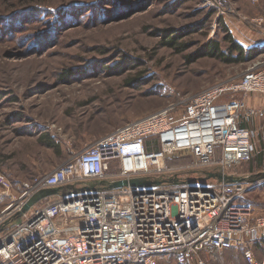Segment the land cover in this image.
Masks as SVG:
<instances>
[{"label":"rangeland","instance_id":"1","mask_svg":"<svg viewBox=\"0 0 264 264\" xmlns=\"http://www.w3.org/2000/svg\"><path fill=\"white\" fill-rule=\"evenodd\" d=\"M210 1L0 0V174L11 192L19 194L22 182L51 172L127 122L240 79L264 52L241 63L203 52L214 43L227 51L224 25L246 47L264 45V31L253 21L264 17V0H226V14ZM172 34L175 44L167 45ZM49 139L55 147L44 143ZM193 161L178 154L167 164L178 168L172 174L198 184L220 179L211 167H186ZM233 170L262 172L244 201L263 215L264 149ZM114 172L99 186L114 182ZM10 202L0 195V216ZM23 219H11L0 235ZM169 259L161 261L176 264ZM208 260L245 264L233 251Z\"/></svg>","mask_w":264,"mask_h":264},{"label":"built area","instance_id":"2","mask_svg":"<svg viewBox=\"0 0 264 264\" xmlns=\"http://www.w3.org/2000/svg\"><path fill=\"white\" fill-rule=\"evenodd\" d=\"M212 1L227 13L226 0ZM253 21L264 31V17ZM252 95L264 96V54L240 79L127 122L51 172L22 182L19 194L0 174V195L11 198L0 224L24 217L0 235V264H165L164 257L210 264L208 257L217 260L230 249L242 250L246 264H264L256 254L264 243V214L255 215L244 201L250 183L228 179L258 152V131L244 124L264 119V106L250 105ZM178 154L193 157L186 167H211L222 177L210 185L179 177L180 183L154 187L99 186L113 167L114 182L174 175L178 168L167 159ZM52 187H64L63 195L23 211L35 192Z\"/></svg>","mask_w":264,"mask_h":264},{"label":"water","instance_id":"3","mask_svg":"<svg viewBox=\"0 0 264 264\" xmlns=\"http://www.w3.org/2000/svg\"><path fill=\"white\" fill-rule=\"evenodd\" d=\"M216 173L218 174L219 178L222 177V175L219 172H216ZM228 179L231 181L242 180L241 177H236V176H228ZM179 180L180 179L177 175H167V174L156 175V176H138V177H133L130 179L118 180L113 183H107V187L109 188H118V187H123V186L154 187V186H159V185H164V184L180 183ZM63 190H65L64 187H52V188H44V189H41L35 192L25 204L23 211L30 209V207L34 206L38 202L48 197H51L54 195H63ZM20 215L21 213L17 214L12 219L14 220ZM11 221L12 220L10 219V220H7L1 223L0 231L3 230L8 224H10Z\"/></svg>","mask_w":264,"mask_h":264},{"label":"trees","instance_id":"4","mask_svg":"<svg viewBox=\"0 0 264 264\" xmlns=\"http://www.w3.org/2000/svg\"><path fill=\"white\" fill-rule=\"evenodd\" d=\"M221 22H223L222 19H221ZM224 29L226 32V40H228L230 42V46L228 47L227 51L220 50L219 44L214 43L212 45H209L210 47H208V49L203 52L205 55L219 57L220 59H222L228 63H241V62L246 61L248 58L250 59L254 54L259 53L260 51L264 52V50H262V49H264V45L246 47L243 43H241L236 38H234L232 32L228 29L227 26L224 25ZM176 38H177V36L174 34L169 36V40H167V42H166L167 45H174ZM177 48H178V46H177ZM179 49L182 50L183 46L181 45L179 47ZM43 141L46 145H48L50 147H55L52 140L49 139V140H43ZM258 158H259V160H262L263 154L259 153ZM253 159H254V157H253ZM253 159L247 163H251L253 161ZM167 258H170V259L173 258V260L176 262V264H179L174 257H167Z\"/></svg>","mask_w":264,"mask_h":264},{"label":"crops","instance_id":"5","mask_svg":"<svg viewBox=\"0 0 264 264\" xmlns=\"http://www.w3.org/2000/svg\"><path fill=\"white\" fill-rule=\"evenodd\" d=\"M249 103L252 106L262 107V106H264V96L252 95L249 98ZM244 124L245 125H249L250 127L256 128V130L258 131V137H257V140H256L257 145H258V151H259V147L261 149H264V119H255V120H253V122H251L249 124H247V123H244ZM261 130H262V136H260L261 135ZM259 132H260V135H259ZM262 146H263V148H262ZM256 171L257 170H255L253 172H249L248 171L247 173H243V172L242 173H236L234 171V173H235L236 177H241V179H242L241 181L253 184V183H260L261 182V181H258V179L261 178L260 176H262L261 175L262 172H256ZM56 199H57V197H56ZM226 251L240 252V253H242V257H244L242 250L230 249V250H226ZM226 251H224V253ZM256 254H257V256L260 259H263V257H264V243L259 245L256 248ZM243 260H244V258H243ZM245 264H246V262H245Z\"/></svg>","mask_w":264,"mask_h":264}]
</instances>
